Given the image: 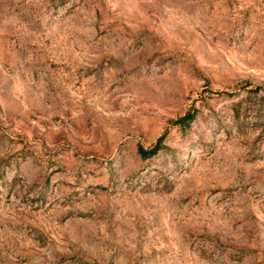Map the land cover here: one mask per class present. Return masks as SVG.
Returning <instances> with one entry per match:
<instances>
[{
    "label": "rangeland",
    "instance_id": "rangeland-1",
    "mask_svg": "<svg viewBox=\"0 0 264 264\" xmlns=\"http://www.w3.org/2000/svg\"><path fill=\"white\" fill-rule=\"evenodd\" d=\"M0 264H264V0H0Z\"/></svg>",
    "mask_w": 264,
    "mask_h": 264
},
{
    "label": "trees",
    "instance_id": "trees-1",
    "mask_svg": "<svg viewBox=\"0 0 264 264\" xmlns=\"http://www.w3.org/2000/svg\"><path fill=\"white\" fill-rule=\"evenodd\" d=\"M188 118H189V116H183L181 119L184 122H187ZM159 147H160L159 144L155 145V147L150 149V150H145L144 148L141 147L140 151L142 152V155L146 157V156H149V155H154L158 151Z\"/></svg>",
    "mask_w": 264,
    "mask_h": 264
}]
</instances>
